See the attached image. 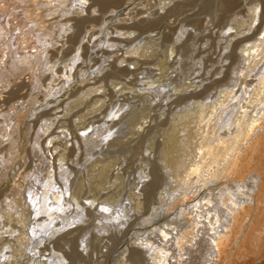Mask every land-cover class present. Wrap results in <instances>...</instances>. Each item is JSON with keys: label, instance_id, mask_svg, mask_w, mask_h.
<instances>
[{"label": "bare ground", "instance_id": "6f19581e", "mask_svg": "<svg viewBox=\"0 0 264 264\" xmlns=\"http://www.w3.org/2000/svg\"><path fill=\"white\" fill-rule=\"evenodd\" d=\"M16 1L26 5L25 0ZM85 1L86 0H36V2H38V11L40 7H44L42 9L46 11L42 16L43 18H41L42 21H38V19L33 17L39 14L38 12L37 15L35 14L37 8L36 11L32 12L30 10L31 12H28L30 8L26 11L24 7L22 10L23 12L19 11V13L14 11V9H16L14 8L16 4L15 1L0 0V83L7 80L8 82L5 81V83L8 84L10 80H13L15 77L17 78L20 73L26 70L29 71L27 82L34 89L30 93L29 90L25 94L19 93V90L23 87V82L21 81V83L16 84L17 86H12L6 98H0L1 101L5 103H8L11 100L13 102L22 99L18 106L9 103L10 105L8 104V108L6 107L4 110L2 109L0 111V144L2 145L5 143L4 138H6V141L8 140V143L3 148H0V180L8 176V170L13 171V175L11 176L12 184H10L11 187L7 189L10 194L5 195L6 193H3V191L0 193V198H3V201L0 202L1 207L2 205L6 206L9 210L12 207L17 208L18 206H21L19 201L25 204L28 199V205L31 204L30 206L32 207V210H29L30 212L26 211L29 213V222L24 226L26 233H29L30 231L31 234L34 235V237L32 236L34 241H37L35 240L36 238L44 240L46 239V235L49 236L50 242L51 238L67 227V222L69 220H76L77 217L82 220L81 218L85 212H87V215H92L93 220H96V224H93L94 227H98V230L103 229L105 232L109 233V235H113V233L110 232L111 228L116 224L120 225L126 221V218L128 217L126 209L121 208L122 204L118 201H116L118 203L106 200H99L100 202H96V199H94L95 197L89 200H84V202L79 201L71 191L70 184L73 181H70V179L73 174L78 172L77 167H82L86 164L94 171L88 181L89 186L90 188H93V191L97 192L102 186L101 181L105 175L106 166L110 163L108 162V164L106 162L107 160L104 158L95 157L94 154L102 151V146L105 144L107 138L117 134L123 135V133L124 135H129L127 138H122L124 146L114 143V139L117 141L120 140L116 137L109 142L110 145L115 146L117 152L125 153L132 147L130 145L132 140H135V143L130 150L135 149V146L142 150L145 136L151 135L155 131H159L160 136L163 137V143L160 141L161 143H159V145L157 143L156 147L158 146V151H160L161 146L163 148L162 156L161 154L160 156L162 162L161 166L165 170V177L161 172V167L153 163L149 156L150 154L147 153V151L145 152V155H143L140 150V152L137 153V155L140 154V157H137L135 160L129 159L128 162L133 165V162L139 159V162L135 164V169L133 171L135 173L139 168L138 177L141 179L146 176L141 166L145 165V167L150 168L152 179L147 183L144 181L141 182L142 187L140 188V192L144 194L145 199L147 197L152 198L153 196V203L156 202L154 200L156 196L155 194L160 185L164 182L172 185L177 177H179L177 180H180L183 172L184 177H181L180 185L176 186V188L173 187V190L176 193L175 195H177L179 189L182 188L183 191L180 189V191L183 192L181 194L182 196L178 194L176 198L179 197L178 201H185L181 204L182 206L180 205V209L175 212L172 219L162 221L159 225L156 223L149 233L146 232L145 234L143 233V235H140L141 232L138 229L132 232L131 236L135 241L139 240L140 242H138L140 245H146H144L145 248L147 247L145 253L149 254V250L151 251L148 256H145V254L143 255L146 260L145 262H147L146 264H170L171 259L170 262H168L169 257L175 259L171 264H178L180 262L179 257L183 256L185 251H187V254H189L190 257V261L188 260L189 263L186 260L184 262L185 264L186 262L190 264L191 261H194V264H198L202 261L207 262L212 260V257H215L212 264H236L241 258L244 259L241 264H251L255 259L257 262H261V258H263L261 253L264 250V207L260 206L258 203L261 200L260 198L264 199V147H262L263 136H261L264 133V115L261 114V105L264 104V96L261 95V83L262 78H264V66L262 65L264 64V31L261 37L257 38L256 43L249 46H244V43L251 38H255L256 34L258 35L262 31L264 28V18L255 28L253 34L232 43L233 49L231 50H234L235 47L243 46V49L240 51L243 56V64L242 61H240L241 59L238 54L234 52L231 53V50L227 54L225 53L226 55L222 58L221 61L226 58H231L227 70L232 67V63L234 64L236 61L238 62L236 66L234 65L232 67V70H236L237 72L236 75L234 73L235 77L233 76L234 78L233 80L231 79V83H228L229 80L226 83H221L222 81L210 82L211 85L208 84V86H204V89L200 91V86H198V84H201L205 78L200 77L201 75H199L200 72L198 70L200 68L197 61L199 59L205 61L204 57H206V54H204V52L207 51L208 53V49L213 47V45L215 46V42L213 43V40H211L214 37L212 36L213 33L208 27L209 24L213 25L212 16L213 14H216L217 10L222 12L219 18L223 25L219 26L220 33L218 34L217 32L215 35L219 40L217 42L219 46L217 56H221L220 52L222 49H227L231 43L232 39H230V37L232 34L230 33V30H233L234 33V31H237L235 26H238L234 22L228 24V19L233 16V14H238L240 10L245 12V6V8L239 9L243 0H203L198 4L199 8L197 11H195L193 7L198 3V0H182L176 2L174 5L167 8V10H165V5L159 3L160 7L157 8V10H151L147 13H144L146 9H142L141 7H145L144 5H141V3L144 2L146 5L148 3L147 0H89L91 3L86 9L84 8ZM251 1L254 0H248V3ZM153 2H151L153 4L149 2L148 6L151 7L158 3L157 0H154ZM262 2H264V0H262ZM1 3L6 4V6L1 5ZM124 4L125 7L121 6ZM166 4H168V1ZM119 6L122 7V10H125V12H123L125 15L117 17V19H114L112 22L114 16L108 13L111 10L121 8ZM31 8H33V6ZM91 8H93V11H96L97 13L99 12V15H96L97 13L95 14V12L92 15L90 13ZM8 9H11V11ZM71 9H75L76 12L86 10L88 15L86 17L75 19L74 24L69 25L71 23H69L71 18H66V16L71 14ZM237 9H239L238 12L236 11ZM186 10H190V14L187 15L184 13ZM243 11L240 15H243ZM24 12V16L28 19L26 22L21 19V13L23 14ZM131 12L133 13L130 14ZM203 13L210 15L209 18L211 19L206 21L205 18H201L200 14ZM245 13L243 15L244 17H246ZM248 14L250 16V24L246 27L247 31L254 26L253 24L251 25V21L252 23L253 21L255 23L256 19L259 17L258 9L255 8V6L248 7ZM261 14L264 15V12L262 11ZM171 15L173 17L172 19H170ZM59 16L61 19L56 20ZM50 17H53L55 20L49 22ZM176 18H178L179 21L177 25L174 24ZM99 19L100 22L96 23ZM85 22H89L91 25V28L87 31L90 32V36L87 39L90 45L85 44V47H83L86 50V54L83 55L82 53L81 62L76 68L75 65L80 57L79 52L81 47L76 51V54H73L70 58V62L66 64L64 68L60 67L56 69V64L54 61L52 62L53 58L57 57L58 49L53 55V58H49L51 62H49L50 60L48 61L47 59L46 61L45 59L44 61L46 65L39 63L41 53L47 51L48 46H53L58 41L64 42V39H57L56 34H59L62 38L67 37L66 41L71 42L68 46L69 48L67 49V52L65 50L59 59L63 60L67 55L74 51L75 46L80 39V35L89 28V25H84ZM30 23L32 25H30ZM95 24H97V27H94ZM188 25L195 28V31H191ZM70 26L75 28L72 34H68V28H70ZM206 28L210 30L208 33H205L204 31ZM14 31L16 34L12 33ZM114 31L117 32V37L111 36ZM134 31H138L137 36H134V33H136ZM141 35H144L143 38L140 39L141 41L132 45L133 42L141 37ZM157 35H161L162 37L161 46L164 47V51L167 49V47L165 48V45H171V47L169 45V54H167L168 51H165L166 54L164 53L163 58L165 60L169 59L174 50L177 49L178 53L181 54V59H174L172 63L169 64L170 67L174 69V78H172V76H167L168 72L165 73V70L163 71L164 62H162V59L159 60L158 79L154 82V79L149 80L147 78L145 79L144 76H141L143 79L141 84L143 85L139 88V91L142 92L144 97H149V92H158V94L163 93L167 86L170 89L167 93L165 92L164 96L161 98V100L164 99L165 101L169 100L167 97L169 94H172V96L180 94V97L177 100L175 99L167 105V109L162 108L163 103H158L155 107L150 109L156 110L157 108V115H160L161 118H163L164 115H167L166 119H161L158 124L156 119L154 123H150L151 119L146 120V116L149 115V105L148 103H145L142 110H134L132 108L131 110H128V113H130V120L125 124L127 126L124 129H122V127L113 129L114 126L122 120V117H119L120 119L118 121L114 119L122 109L119 107V109L115 111L116 107L114 106L108 114L104 113V117L98 120L99 123H88L81 127L83 131H81L80 134L75 132L73 137L77 139V147L71 139V147L69 148V151L72 150L73 152L75 151V153L69 154L68 161H65L64 156L61 154V156L58 157V163H56L57 155H54V153L57 152L61 146H63V153L67 150L69 140L68 131L64 128L60 129L58 132L52 131V136L47 141L48 145L46 148L43 146L47 137L42 142L39 141L40 137L42 138L44 134L52 129V125L59 120V116L51 118L50 115H52V113H50L48 109H46V111H40L39 109L38 111H35L40 106H44L42 104L37 106L38 97L36 96V93L41 87H43L44 89H47V93L44 95H51L54 90L56 93L60 91L62 87L56 88V85L50 81L46 85L41 82V76L49 71L46 78H49L50 76L55 80L57 77H60V73H62L63 70L66 74H62V76L68 78L66 75H69L73 69H75L74 73H76L79 68L78 74L80 79L78 81L84 84V81L88 79L86 75L90 74V68L92 67L90 64L92 62L98 63L100 58H103L107 53L110 54L108 55L110 58L113 55H117V58L112 60L113 62L108 58L104 64H101L100 68L97 67L96 70L92 71L91 76L97 73L98 76L100 75L98 78H94V85L99 86L97 90L101 91V87L106 86L110 80L121 78V75L126 76L129 73H136L133 68L122 66L121 63L130 60V58H127L128 55L140 53L144 55V52L148 53L150 50L154 49L158 45L156 41ZM108 37H110V41H108ZM149 37L153 38L151 42H148ZM122 41L126 42L125 45H127V47H132L126 50L119 46L117 47L118 43H121ZM201 41L205 42V44L210 43L209 48H205V46L202 48L200 45V43H202ZM11 42L14 51L9 48ZM104 43H106V48H115L113 50H105L102 47ZM40 44L41 46L43 45V47H41ZM3 47L7 48L8 52H6V50L4 51ZM186 47L188 49H186ZM90 49L91 53L88 56ZM97 49H99V51H97ZM116 50L119 51L118 53L120 55L117 54ZM98 52H100V58L96 59L95 57H98ZM212 52H214V50H212ZM87 56L88 60L86 58ZM7 60L11 70L5 65ZM61 62L63 61H60V63ZM149 68L150 67L145 68L143 72L148 73L150 71ZM240 68H244V71L239 70ZM253 71H255V74L258 76L257 78L255 77L256 79L253 77L255 84L253 83V79H247L248 82L244 84L242 79L245 80L248 78ZM102 73L104 74L101 76ZM191 75H193V78L198 79V81L195 80L198 82L195 86H193L192 82H194V80H191ZM161 76H165V78H160ZM134 78L136 79L137 77ZM129 83L135 84L134 80H130ZM6 84L4 85L7 86ZM157 84L158 88L156 89ZM160 85L165 86L162 87ZM225 85L232 87V90L223 93L221 89H223ZM217 87H220L219 91H217ZM209 88H215L216 90L214 93L209 94ZM115 91H118V87H115ZM28 96L29 99L25 101V98ZM198 98L200 99L196 100ZM171 105L174 106L173 109L171 108ZM45 107L47 108V106ZM53 107L54 106H51L50 109H53ZM18 111L24 112L21 115L27 118V132L33 130L28 151H24L23 154L21 153V145H17L18 137L15 138V132H17L16 128H19L18 124L19 122H22L16 117ZM68 113L69 111H66L65 115L67 116ZM31 115L35 117L32 118L30 117ZM43 117V123L38 127L39 121ZM140 119L143 120L138 124ZM60 120H62L61 116ZM102 121L103 123L101 124ZM253 122H255V127H252L249 132V126L253 124ZM79 123L80 122L77 121V124ZM167 124H169V126H167ZM203 124L205 127H201ZM36 125L41 132H36L34 134ZM62 125L64 126V124ZM71 125L72 122L69 121V126L72 127ZM136 125L138 132H141L142 134L139 137L132 139V134L137 131L131 132L129 130ZM197 125L201 127V135H199L201 137V142L197 151L194 149L197 154L195 155L193 153L195 157H191L192 163L191 161L189 162L192 165L189 166L188 159H190L191 143L195 140L191 139L192 132H194V136H196L195 126ZM165 126H167V129L162 130ZM10 127L11 130L8 131V128L10 129ZM12 138L13 140L9 142ZM154 138L153 135L151 144L153 143ZM19 139H21L20 136ZM54 139H57V141L49 148ZM61 139L62 141H60ZM149 146L148 143L147 148H149ZM46 151H48L49 154H46ZM83 152L85 154H83ZM257 152H260V154L256 157ZM120 153L110 158V162L115 163L121 157ZM82 155L83 158L81 157ZM33 159L35 163H32ZM26 163L29 164L27 167ZM16 164L17 167L15 168L14 165ZM128 167L129 165H126L124 168H121V171L124 173V171H127ZM22 168L26 169V171H22ZM250 168H253L252 174ZM119 169L120 168H118L117 165L116 171H120ZM248 171H250V175H248ZM95 173L98 174L95 175ZM246 175L248 176L246 177ZM92 180L93 182H96L95 185L92 183ZM220 180L226 181L224 187L218 185L212 190H216V193H202L199 202L194 204V201L197 202L195 199L200 195L199 190L201 187L206 188L213 183L216 184ZM249 183H252L253 185L251 186ZM236 187L244 189L248 187V189H250L251 187L253 192L248 191L250 195L248 198L253 202V206L248 209L238 206L242 199H237V195L233 192ZM26 190L29 191L28 196L25 195ZM167 193L170 194V191H167ZM212 197H215L214 199H216V205L214 206L210 205L214 200ZM159 200V202L163 201L162 198ZM175 200L172 202L176 203ZM118 205H121L119 209L116 208ZM172 207L174 206H171L170 208ZM170 208L166 210V213L170 212ZM19 209H22V207ZM212 211H214L213 214ZM245 212H248L246 216L243 215ZM166 213H163L162 215ZM42 214H44V216ZM3 215L4 214H0V226L2 225L1 220L4 218ZM38 216L41 217L38 218ZM158 217H161V214L154 212L151 218L143 222V224L147 223L148 225L152 220L156 221ZM58 218L63 220L60 229H57V223L59 222L56 223V221ZM202 218L205 220L203 221ZM80 220H78V222ZM182 221L185 223L183 224ZM202 221L205 224L204 228L207 230V237L201 241V238L200 240H197V237L199 236V229L203 228L201 227V225H203ZM217 223H219L221 228L224 225V228H216ZM169 226L176 231H174L176 234H171V230L169 231L168 229ZM86 229L89 230L88 227L85 228V226H83L77 230L86 233L88 232ZM115 229H118V227L116 226ZM128 230L129 229L127 228L125 231H122V236L126 234ZM116 231L120 230L118 229ZM6 232H4V234H6ZM41 233L45 235L42 236ZM112 237L113 236H108V241L105 242L103 247L93 243L89 256L94 264L100 263L99 259L102 257L105 259L104 264H107V262L110 261V255L113 251L112 248L116 243L113 244V241L110 242ZM27 238L29 237L27 236ZM59 239L60 237L58 236L56 243L59 242ZM18 240L20 239L18 238ZM38 244L40 243H36V246L32 250L34 255H36V252H40V245ZM126 244L127 245L119 252V257L115 258L112 264H118V261L122 259L121 256H124V251L129 247V244ZM84 245L87 246L85 241ZM77 246L76 239L72 240L71 254L63 251L64 254L68 257H76L77 260L79 259L78 264H92L90 260L89 263L82 261L81 258L84 257V254L82 255V252L78 251ZM232 246L234 248L233 251H230L231 248L229 250L227 249ZM5 247L8 248L9 245L6 243ZM29 247L26 246L24 248L25 250H30ZM141 251L143 250H140V252ZM250 256L251 258H249ZM134 258L136 261H134V263H137L136 259H138V255L136 251H132L131 254H129L128 260L132 261ZM139 259L138 262H140ZM6 260H8V264H10L12 255H8V250L4 248L2 253H0V264H4ZM56 260L58 263L63 264L61 257L56 256Z\"/></svg>", "mask_w": 264, "mask_h": 264}, {"label": "rangeland", "instance_id": "374dc122", "mask_svg": "<svg viewBox=\"0 0 264 264\" xmlns=\"http://www.w3.org/2000/svg\"><path fill=\"white\" fill-rule=\"evenodd\" d=\"M11 1H15L16 2L15 6H14V8H16V9H14L15 12H19V11L21 12L24 7H25L26 11H28V8H30L28 12L36 11V8H37V11L35 12V14L36 15L38 13L39 14L37 16H33V17L35 19H38V21H40L41 18H43L42 16L46 12L44 9H42L44 7H40V9L38 11V2H36V0L35 1H33V0H30V1L25 0L26 1V5L21 3V2H17L16 0H11ZM153 1L154 0H147L148 3L149 2L151 3ZM167 1H168V4H166ZM180 1H182V0H157V2H158L157 4L158 5L157 4L156 5H152L151 7L148 6V3L145 5V3L142 2L141 5H144L145 7H143V6H141V7H142V9L143 8L146 9L147 11L145 10L144 13L145 12L147 13L148 11H151V10L152 11L153 10L154 11L157 10V8L160 7L159 3H162V5H165V7H166L165 10H167V8L171 7L176 2H180ZM201 1H203V0H198L197 1L198 3L193 7V9L195 11L198 10V8H199L198 4ZM244 1H246V2H244ZM255 1L256 0L251 1L250 3H248V0H243V2L241 3L242 5L240 6L239 9H242V8L246 7L245 8V12L246 13L242 10L245 13L246 17L243 16L244 13H243V15H240V14H242L241 13L242 11L240 10L241 11L240 12L239 9H237L236 11L237 12L239 11V13L235 14V15L233 14V16H231L228 19V24L234 22L238 26H235V29H237L236 32L234 31V33H233V30H230L231 32L228 31V32H230L232 34V36L230 37V39H232V40H231V43L229 44L227 49H225V48L222 49V51L220 52L221 56L220 55L217 56L218 51H219V46H218L217 42L219 40L215 37V35H216L217 32H218V34L220 33V31H219L220 27L219 26L223 25V23L220 22V18H219L220 15L222 14V12H220V10H217L216 14L212 13L213 16L212 15L211 16H212V20H213V22H212L213 25L209 24L208 27L211 30V32L213 33L212 36H214V37L211 40H213V43L215 42L214 43L215 46L213 45V47H210V49H208L209 50V52H208L209 55H208L207 51L204 52V54H206V57H204L205 61H203L202 59H199L197 61L198 62V66L200 68L198 70L200 72L199 75H201L200 77H204L205 81L203 80V82L201 84L200 83L198 84V82H197L198 79L197 78L196 79L193 78V75H191V80H194V82H192L193 86L198 84V86H200V88L198 86L197 87L200 89V91L204 89V86L206 87V85L208 86V84L211 85L210 82L222 81L221 83H226L229 80L230 82L228 81V83H231V79L233 80V78L235 77L234 73L236 75L237 71L236 70H232L233 69L232 67L234 65L236 66L238 64V62L236 61L234 64L233 63H232V65L230 64L232 67L229 70H227L228 69L227 67L229 66L231 58L223 59V61H221V60L228 52H230L231 49H233L232 48L233 47V45H232L233 42H236V40L237 41L239 39L241 40V39L253 34V31H255V28L263 20L264 15L261 14V12L262 11L264 12V8H263L264 7L263 6L264 2H262V0H257L256 2ZM90 3L91 2L89 0H86L85 4H84V8L86 9L87 6H89ZM153 3H151V4H153ZM77 4L80 5L79 3H77ZM1 5L6 6V4H4V3H1ZM32 6H33V8H31ZM121 6L125 7V4L121 5ZM121 6H119V7H121ZM253 6H255V8L258 9V16L259 17L256 19L255 23H254V21H253V23L251 21V25L253 24L254 26H252V28L247 31L246 27L250 24V16L248 14V7H253ZM147 7H149V8H147ZM186 8H188V7H186ZM92 9L93 8L90 9V13L93 15L94 12H95V14H96L97 12L93 11ZM8 10L11 11V9H8ZM71 10H72L71 14H68L66 16V18H71L69 20V23L71 22L69 25L74 24L75 19L81 18V17H86L88 15V12L86 10L85 11L81 10V11H77V12L75 11V9H71ZM76 10H78V9H76ZM114 11H116V12H114ZM123 12H125V10H122V7H121V8L116 9V10H111L108 14H112L114 16L113 20H112V22H113L114 19H117V17H122V15L124 16L125 14H123ZM132 13L133 12H131L130 14H132ZM184 13H186L188 15V14H190V10H186ZM260 14H261V17H260ZM21 15H22L21 19L23 21L25 20V22H26V20H28V19L24 16L25 12L23 14L21 13ZM96 15H99V12ZM138 16H140V15H138ZM170 17H171L170 19L173 18L172 15ZM200 17L201 18H205L206 21L211 19V18H209L210 15H207V14H204V13L200 14ZM60 19H61L60 16L56 18V20H60ZM176 19L174 20V24L175 25H177L178 22H179L178 18H176ZM49 20H50L49 22H51V21H53L55 19H53V17H50ZM107 21H109V20H107ZM99 22H100V19L98 21H96V23H99ZM30 25H32V24L30 23ZM84 25L85 26L89 25V28L87 30H85V32H83L82 35H80V39L77 42L78 44L75 46V50L74 51H72L69 55H67L63 60L59 59V58H61V56L63 55V52H65V50L67 52V49L69 48L68 46L71 44V42L66 41L67 37L63 36L64 38H62L59 34H56V38L59 39V40H63L64 39V42L58 41L53 46H48L47 51L41 53L40 59H39L40 60L39 63H43L44 65H46L44 60L46 59V61H47V59H48V61H49L50 59H52L53 55L55 54V52L58 49L57 57L53 58L52 62L54 61V63L56 64V69L60 68V67L64 68V66L70 62V58L73 56V54H76L77 53L76 51L81 47L80 52H79V56L80 57L78 58L77 63L75 65V68H76L77 65L81 62L82 53H83V55L86 54V50L83 47H85V44H89L87 39L90 36V32H87V31L91 28V25H90L89 22H85ZM213 26H215V27H213ZM94 27H97V24H95ZM7 29H8V26H7ZM68 29H69V33L68 34H72V32H74L75 28L70 26V28H68ZM189 29L191 31H195L194 30L195 28H193L192 26H189ZM209 29L206 28V30H204L205 33H208L210 31ZM263 29L258 35L256 34L255 38H253V39L251 38V39H249L250 41L247 40V42L245 41L244 46H249V45H251L253 43H256L257 42V38L261 37V35H262L263 31H264ZM0 30H1V28H0ZM166 31H167V29H166ZM134 32H136V31H134ZM12 33L16 34L15 31L12 32ZM116 33L117 32L114 31L111 36L117 37ZM137 35H138V31L136 33H134V36H137ZM85 36H86V38H85ZM143 36L141 35V37L138 40H136L135 42H133L132 45H135L136 43L140 42L141 41L140 39H142ZM150 37H153V36H150ZM150 37L148 38V42H151L152 39H153V38H150ZM109 38L110 37L107 38L108 41H110ZM161 40H162L161 35H157L156 36V41H157L158 45L154 49L150 50L148 53L144 52L143 53L144 55H142L141 53L140 54L128 55L127 58H130V60L129 61H123V63H121V64H122V66H126L128 68H133L136 73H134V74L129 73L126 76L121 75L120 76L121 78H118V79L114 78L113 80H110L106 84V86L101 87L102 88L101 91L97 90V88H99V86H95L94 85V81H95L94 78H98L100 75L98 76V73H97V74H93L91 76V74H92V71L96 70L97 67L100 68L101 64L102 63L104 64L105 61H107V59L110 58V57H108V55H110L108 53L105 54V56L103 58L99 57L100 52L97 53L98 57H95V58L96 59L100 58V60L98 61V63L97 62H95V63L92 62L90 64V66H92L90 68V74L86 75L88 79H86L84 81V84L80 83V81H78L80 79V76L78 74L79 73V68L77 69L76 73H74L75 69H73L70 72L69 75H66V76H68V78H64V76H62V74H66V72L63 71V70H62V73H60V77H57L55 80H53L50 76H49V78H46V76L48 75L49 71H47L43 76H41V82L45 83L46 85L50 81L51 83L56 85V88L62 87L61 90L56 92V93H55V90H54L51 95H49V94L48 95H44V94L47 93V89H44L43 87H41L40 90L36 93V96L38 97V99H37L38 100V102H37L38 105L37 106H39L40 104H42L44 106H40L35 111H38V109L40 111H46V109H48V111L50 113H52V115H50L51 118H56V117L59 116V120H57V121L55 120L56 123L52 125V127H51L52 129L48 133L44 134V136L42 138L40 137V140H39L40 142L44 141L45 138L47 137L46 138V142L43 143V146L46 148V146L48 145L47 141H48L49 138H51V136H52L51 132L52 131L53 132L54 131L58 132L60 129H63V128L68 131V139L69 140H68V144H67V150H66L65 153H63V146H61L60 148L58 147L59 150L54 153V155H57V160L55 161L56 163H58V157H60L61 154H62V156H64L65 161H68L69 154L70 153H75V151L74 152L72 150L69 151V148L71 147V142H70L71 139H72V142L76 145V147H77V144H78L77 143V139L75 137H73L75 132L80 134V132L83 131V129L81 127L85 126L88 123L89 124H91L92 122L99 123L98 120H100V119H102L104 117V113L108 114V112H110V110L112 108H114V106L116 107L115 111H117V109H119V107L122 108L118 112V116H115L114 119L116 121H118L120 119L119 117H122V120L120 122H118V124L116 126H114L113 129H117L118 127H122V129H124L127 126L125 124H127L129 122V120H130L129 119L130 118L129 117L130 113H128V110H131V108L134 109V110H137V109L142 110L143 109V105L145 103H148V105H149V115L146 116V120L151 119L150 123H154V121L156 119L157 124H158V122H160L161 119H166L167 115H164L163 118H161L160 115H157L158 114L157 108H156V110H150V109L155 107L158 103H163L162 108L167 109L168 108L167 105L170 104L175 99L177 100L180 97V94L175 95V96H172V94H169L167 96L169 98V100L165 101L164 99L161 100V98L164 96L165 92L167 93V91L170 89L167 86H166V90L163 93H159L158 94V92L157 93L149 92V95H148L149 97H144L142 92L139 91V88L143 85V84H141L143 82L142 81L143 79H142L141 76H144L145 79L147 78L149 80L150 79H154V82H156V79H158V76H159V69H158L159 65H158V63H159V60H161V59L163 60L162 62H164L163 71L165 70L164 71L165 73L168 72L167 76H169V77L172 76V78L175 77L174 69H172L169 64H171L174 59L175 60H177L179 58L181 59V54L178 53L177 49H175L173 54L171 55V57L169 59L165 60L163 58L164 57V53H165V51H168L167 54H169V51H170L169 48L171 47V45L170 44L165 45V48L167 47V49L164 51V47L161 46V44H162ZM180 42H182V41H180ZM208 42H210V41H208ZM125 43L126 42L122 41L121 43H118L117 47L119 46V47L123 48L124 50L129 49V48L132 47V46L127 47V45H125ZM148 44H150V43H148ZM209 44L210 43H206L205 44V42L200 43L202 48L204 46H205V48H209V46H210ZM105 45H106V43H104L102 45L103 49H105V50H109V49L113 50L115 48V47L114 48H106ZM169 45H170V47H169ZM40 46H41V44H40ZM41 47H43V45ZM9 48L11 50L14 49V47L12 46V42L9 44ZM186 49H188V48L186 47ZM241 49H243V46L235 47L234 50H231V53H233V52L237 53L239 58L241 59L240 61H242V64H243L244 61H243V58H242L243 57L242 56V52H240ZM3 50L4 51L6 50V52H8L7 48H5V47H3ZM118 50H116L117 54H119ZM212 50H214V52H212ZM97 51H99V49H97ZM90 53H91V49L89 50L88 56H89ZM124 54H123V56H124ZM88 56L86 57L87 60H88ZM114 58H117V55H113L110 58L111 60L110 59L109 60L112 61ZM196 60H197V58H196ZM60 61H63V62L60 63ZM147 61H149V62H147ZM49 62H51V60ZM87 62H89V61H87ZM213 64H214V66H213ZM5 65L7 66V68L9 70H11L10 67H9V64H8V60H7ZM262 65L264 66V64H262ZM217 66H220V67H217ZM147 67H150L149 68L150 71L149 72L146 71L148 73H144L143 70L145 68H147ZM239 70L244 71V68H240ZM28 72L29 71L25 70L24 72H22V73H20L18 75L19 77L17 76V78L15 77V78H13V80H10L11 82L9 81L8 84L5 83V81L8 82L7 80H5L4 82L0 83L1 84V86H0V95H1V97L0 98L1 99L6 98L8 96V92L12 88V86H17L16 84L21 83V81L23 82V87H21V89L19 90V93L25 94L28 90H29V93L32 90H34L27 82L28 81V76H29ZM103 74L104 73H102L101 76ZM89 76H91V77H89ZM210 76H212V77H210ZM237 76H238V74H237ZM134 77H137V78L135 79ZM253 77L254 78L258 77L255 74V71H253L252 74L248 78H246L245 80L242 79V81L245 84V83L248 82L247 79L248 80L253 79V83L255 84V80H254ZM160 78H165V76L164 77L161 76ZM210 79H211V81H210ZM130 80H134L135 84H137V85L130 84L129 83ZM195 80H197V81H195ZM4 84H6L7 86H5ZM2 85H4V86H2ZM160 86L163 87L165 85H160ZM115 87H118V91H115ZM13 88H15V87H13ZM157 88H158V84L156 85V89ZM199 89H197V90H199ZM209 90H210L209 94H211V93H214L216 89L215 88H209L208 91ZM219 90H220V87L219 88L217 87V91H219ZM221 90H222L223 93H226V92H229L230 90H232V87L225 85L223 87V89H221ZM53 94H55V95H53ZM1 99H0V101H1ZM28 99H29V96L25 98V101H27ZM199 99L200 98H198L196 100H199ZM21 101H22V99L15 100L13 102L11 100L8 103L7 102L5 103V102L1 101L0 102V111L2 109L4 110L8 106L9 103L11 105L14 104L15 106H18L21 103ZM173 105H175V104H173ZM173 105H171L172 109L174 107ZM45 106H47V108ZM51 106H54L53 109H50ZM40 108H42V109H40ZM66 111H69L67 116L65 115ZM22 113H24V112L18 111L16 113V117H18V119H20L22 122H19V124H18L19 128H16L17 132H15V138L18 137L17 138V141H18L17 145H21V153L23 154L24 151L25 152L28 151V147L30 146V138H31V134H32L33 130L30 129L31 131L27 132V121H26L27 118L22 116L21 115ZM60 116L62 117V120H60ZM30 117L34 118L35 116L31 115ZM107 119H110V118H107ZM43 120H44V117L41 118V120L39 121L40 125L38 124V127L41 126V124L43 123ZM142 120L143 119H140L138 124L140 122H142ZM69 121L72 122V125H71L72 127L69 126ZM77 121H79L80 123L77 124ZM102 123H103V121L101 122V124ZM62 124H64V126ZM167 126H169V124H167ZM167 126L163 127L162 130H166ZM38 127L36 125V127L34 129V134L36 132H39V133L41 132L40 129H38ZM201 127H205V125L203 124V125H201ZM201 127H199L198 125L195 126V128H196V134L195 135L196 136H194V132H192V138L191 139L192 140L195 139V140H193V142L191 143L192 147H191V151H190V155H189L190 159H188L189 166L192 165L191 164L192 163V158L191 157H193V158L195 157L194 154L195 155L197 154L196 151L199 148V145H200V142H201V140H200L201 137L199 136V135H201V132H200ZM9 130H11V127H10V129L8 128V131ZM129 131H131V132L132 131H137V132H134L132 134V139L137 138V137H139L142 134L141 132H138L137 125L135 127L131 128ZM49 134H51V135H49ZM18 135L21 137V139H19ZM153 135H154L155 138L153 140V143L151 144V140L153 139ZM161 135H162V133H161ZM128 136L129 135H127V134L124 135V133H123V135L122 134H119V135L117 134V135H113V136L107 138L105 144L102 146V151L94 154L95 157L104 158L105 160H107L106 161L107 163L108 162L110 163V164L108 163L109 165L106 166L105 175H104V177H103V179L101 181V185L102 186L97 190V192L93 191L92 187H91L92 190L90 191L91 188L89 186L88 181L90 180V176L94 173V171H93V169H91V167L89 168V166H87L86 164L84 166H82V167H77L78 172L76 174H73L71 179H70V181H73L70 184L71 185V191L75 194V196L77 197V199L79 201H81V202L83 201L84 202V200H89V199H92V198L95 197L94 199H96V202H100L101 200L115 201V203L119 202V203L122 204V207H121V205L120 206L118 205L116 208L119 209L121 207V208H125L126 209L127 214H128L127 215L128 217L126 218V221L124 223H121L120 225L116 224L114 227H112L113 229L111 228L110 232L113 233V235H109V233L105 232L103 229H99L98 230L97 229L98 227L97 228L94 227L93 224L94 225L96 224V220H93L92 215H87L86 214L87 212H85L83 214L82 218H81L82 220L78 219V217H77L76 220H74V219L73 220H69V221L67 220L68 221L67 222V227H65L64 230H62L61 232L57 233L53 238H51L50 242H49V240H50L49 236H46L43 233H41V235L42 236L45 235L46 239L40 240V239L36 238L35 240H37V241H34V239H33L34 235H32L30 231H29V233L28 232L26 233L25 232V226H24L25 224H27L29 222V213L26 212V211L32 210V207L30 206L31 204L28 205V203H29L28 199L26 201L27 203L25 202V204L21 203L19 201V204L21 206H18L17 208L12 207V208H10V210L6 206H3V205L1 207V203H0V214H4L3 215L4 218H2V220H1L2 221V225L0 226V232L3 231L2 233H0V251H1L0 253H2L4 248L6 250H8V255H12V260H10V264H60V263L57 262L56 256L57 257L59 256V257L62 258L63 264H78L79 259L77 260L76 257H73V258L68 257L63 252V251H65L68 254L69 253L71 254V252H70L71 251V245H72V240H74V239H76V241H77V244H78L77 249H78V251L82 252V255L84 254L83 255L84 257L81 258L82 261L88 262V263L91 261L92 264H94L93 261L91 260L90 256H89V253L92 250V245L94 243L96 245H99L100 247H103L105 242L108 241V236H113L112 237L113 239L111 238L110 242L113 241V244L115 242L116 243L113 245L114 247L112 248L113 251H112V253L110 255V261L107 262V264H112V262L115 260V258L119 257V255H120L119 252L127 245L126 243L129 244V247L127 248V250L124 251L125 254H124V256L123 255L121 256L122 259L120 261H118V264H146L147 263V262H145L146 260H145V257L143 255L145 254V256H148L151 253V251L149 250V254L145 253V250L147 249V247L145 248L146 245L145 244H144L145 246L143 244L140 245V243H139L140 241L139 240H138L139 242L135 241L132 238V236H131L132 232L136 231V229H138L141 232L140 235H143V233L145 234L146 232L149 233L151 228H153V226L156 223L159 225V224H161L162 221H165L167 219L169 220V219L173 218L175 212L180 209V205L185 201V200H182V201L179 200L178 201L179 197L176 198L178 194L180 196H182L181 195L183 193L182 192L183 191L182 188H180L182 191H180V189H179L178 194L175 195L176 193L173 190V187L176 188V186L180 185L179 183H181L180 181L184 177V175H183V172H182V174H181L182 178L180 177V180H177V179H179V177H177L175 179V182L172 185L166 184L165 182L162 183V185H160V187L158 188L157 193L155 194L156 195L155 199H154L156 201L155 203H153L154 202L153 199H152V198H154L153 196H152V198L151 197H147L145 199L144 198V194L140 192V188L142 187V185H141L142 181H144L146 183L151 181L152 176L150 174V168L145 167V165L141 166L142 170L145 172V175H146L143 179H141V178L138 177L139 176L138 175L139 168L136 170L135 173L133 171L135 169V164L139 162V159L137 161H134L133 165L129 164V162H128L129 159L135 160L137 157H140V154L137 155V153L140 152L141 148H137L135 146V149L130 150V149L133 148V145L135 143V140H132L130 142V145L132 147L128 151H126V152L124 151L125 153H120V152H117V150L115 149L114 145H110V143H109L111 140L114 139V137H116V138H119L120 140L117 141V140L114 139V141H115L114 143L119 144L121 146H124V143H122V138H127ZM261 136H263L262 137L263 138L262 147H264V144H263L264 143V133ZM11 140H13V138L10 139L9 142H11ZM56 141H57V139H54L52 144L49 146V148L52 147L53 143H55ZM60 141H62V139ZM160 141H162V143H163V137L160 136V132L159 131H155L151 135H146L145 138H144L143 147H142L143 151L141 150V152L143 153V155H145L146 151H147V153L150 154L149 156L152 159L153 163H155L157 166L159 165L161 167V172L163 173V176L165 177V173H164L165 170L161 166L162 165L161 164L162 163L161 162V156H162L163 148L161 146L160 151H158V146L156 147L157 143H158V145H159V143H161ZM4 142H5L4 144H2V145L0 144V148H3L8 143V140L6 141V138H4ZM33 142H34V138H33ZM148 143L150 145L149 148H147V144ZM194 149H196V151ZM118 153H120L121 157L115 163H111L109 159L114 157ZM46 154H49L48 151H46ZM83 154H85V153L83 152ZM160 154H161V156H160ZM259 154H260V152H257L256 153V157H257V155L259 156ZM81 157L83 158V155ZM189 161H191V163ZM32 163H35L34 159L32 160ZM28 165L29 164L26 163V167ZM117 165H118V168H120L119 169L120 171H118V172L116 171ZM126 165H129V167H128L127 171H124V173H125L124 174L121 171V168H124ZM14 167L16 168L17 164L14 165ZM21 170L22 171L23 170L26 171V169H24V168H22ZM250 171H251V174H252L253 173V168L252 169L250 168ZM250 171H248V175H250ZM8 172H9L8 176L6 178H3L2 180H0V193L3 191V193H6L5 195L10 194L9 190H7V189H9L11 187L10 184H12V177L11 176L13 175V171L12 170H8ZM97 174L98 173H95V175H97ZM248 175H246V177ZM263 175H264V172H263ZM176 180H177V182H176ZM224 181L225 180H220L216 184L213 183L212 185H210V186H208L206 188L205 187H201L200 190H199L200 191V195L195 199L197 202L194 201V204L199 202L202 193H205V192H207V193H216V190L212 191L214 188H216L218 185H222L224 187L225 184H226V181L225 182ZM92 183L94 185L96 184V182H93V180H92ZM249 185L252 186L253 184L249 183ZM248 188L244 189V188H241V187H236V188H234L235 190H233V192L237 195V199H239V198H240V200L242 199L241 202H240V204H242V205L238 204V206L239 207L242 206L243 208H246V209H248L249 207L253 206V202H251V200H249V198H248V196H250L248 191L249 192H253V190L251 189V187H250V189H248ZM167 191H170V194L167 193ZM25 195L26 196L29 195V191L28 190H26V194ZM11 198H12V196H11ZM160 198H162V200H163L162 202H159ZM175 198H176V200H175ZM212 198L214 199L215 197H212ZM260 199L261 200L259 201L258 204L260 206L264 207V199H262V198H260ZM174 200L176 201V203L172 202ZM2 201H3V198H0V202H2ZM116 201H118V202H116ZM136 204H137V206H136ZM172 204H175V205H172ZM170 205L174 206V207L170 208L171 207ZM210 205L211 206L216 205V199H214L213 202ZM20 207H22V209H19ZM169 208H170V212L166 213V210L169 209ZM155 210H157V211H155ZM154 212H158V214H161V217H158V219L156 221L152 220L151 223H148V225H147V223L143 224V222H145L146 220L151 218V216L153 215ZM163 213H166V214L162 215ZM213 213H214V211H212V214ZM18 214H20V215H18ZM246 214H248V212L243 213V215H245V216H246ZM42 215L44 216V214H42ZM39 217H41V216H38V218ZM190 217H192V216H190ZM78 220H80V221L78 222ZM202 220L204 221L205 219L202 218ZM62 221L63 220L61 218L57 219L56 223L59 222V223H57L58 224L57 225V229H60ZM203 221H202L203 225H201V227H203V228L199 229V236L197 237V240H200V238H201V241L203 239H205V237H207V230L204 228L205 224H204ZM184 223L185 222H183V224ZM219 223L216 224V228L220 227ZM83 226H85V228L88 227V229H89V230L86 229L88 232H86V233L84 232L85 234L83 232H81V230H77V229H79V228H81ZM116 226L118 227V229L120 231H116V230H118V229H115ZM91 227H92V229H91ZM127 228L129 229L128 232L122 236L121 232L125 231ZM222 228H224V225L222 226ZM30 229H31V226H30ZM168 229H169V231L171 230L170 232H172L171 233L172 235L176 234L175 233L176 231L173 230L171 226H169ZM221 229H219V230H221ZM4 232H6V234H4ZM2 234H3V236H2ZM27 236L29 238L31 237L32 241H31V238L29 239V238H27ZM58 236L60 237V239H59V242L56 243V239L58 238ZM47 237H48V239H47ZM18 238L20 240H18ZM119 239H121L122 241L119 240ZM84 241L87 243V246L84 245ZM5 242L9 245V247H8L9 249L5 247L6 246ZM36 243H40V244H38V245H40L39 246L40 252L38 253L35 250L36 255H34L32 250L36 246ZM26 246H28V247L30 246L29 247L30 250H25L24 247H26ZM193 248H194V246H193ZM227 249L228 250L230 249V251H233L234 248L232 246V247H228ZM140 250H143V251L140 252ZM132 251H134V252L136 251V253L138 255V259L140 258L139 259L140 262H138V259H136L137 263H134L135 258L137 256L132 261L128 260L129 254H131ZM261 254L263 255L262 256L263 258H261L262 261L261 262H257L256 259L254 261L251 260L252 261L251 264H264V250L262 251ZM251 256L249 258H251ZM94 257H95V255H94ZM189 258H190L189 254H187V251H185L183 253V256L179 257L180 262L178 264H180V263L182 264V262H183V264H185L184 262L186 260L188 261ZM212 258H213L212 260H209L207 262H203L202 261V262H199L198 264H212V262H214V260H215V257H212ZM143 259H144V261H143ZM170 259H171V262H170ZM99 260H100V263H98V264H104L105 259H103V257L101 259H99ZM99 260H98V262H99ZM174 260H175L174 258H170L169 257L168 262H170V264H171V263L174 262ZM242 260L244 261L243 258L239 259L238 263H236V264H241L243 262ZM189 261H188V263H189ZM188 263L186 262V264H188ZM4 264H8V260H6V262ZM190 264H194V261L193 262L191 261Z\"/></svg>", "mask_w": 264, "mask_h": 264}, {"label": "snow or ice", "instance_id": "6c2138e0", "mask_svg": "<svg viewBox=\"0 0 264 264\" xmlns=\"http://www.w3.org/2000/svg\"><path fill=\"white\" fill-rule=\"evenodd\" d=\"M261 88H262L261 95L264 96V78H262ZM261 108H262L261 114L264 115V104L261 105ZM252 127H255V122H253V124L249 126V132L251 131Z\"/></svg>", "mask_w": 264, "mask_h": 264}]
</instances>
